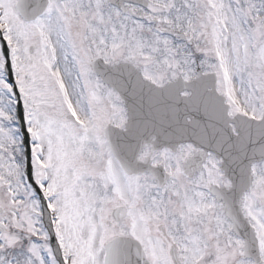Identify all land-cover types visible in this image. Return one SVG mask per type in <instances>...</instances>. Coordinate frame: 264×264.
I'll use <instances>...</instances> for the list:
<instances>
[{"label":"snow or ice","instance_id":"1","mask_svg":"<svg viewBox=\"0 0 264 264\" xmlns=\"http://www.w3.org/2000/svg\"><path fill=\"white\" fill-rule=\"evenodd\" d=\"M0 264H264V0H0Z\"/></svg>","mask_w":264,"mask_h":264}]
</instances>
